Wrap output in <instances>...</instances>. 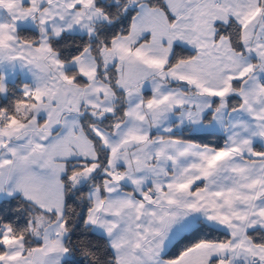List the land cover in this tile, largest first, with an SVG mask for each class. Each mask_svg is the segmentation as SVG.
<instances>
[{
    "label": "snow or ice",
    "instance_id": "obj_1",
    "mask_svg": "<svg viewBox=\"0 0 264 264\" xmlns=\"http://www.w3.org/2000/svg\"><path fill=\"white\" fill-rule=\"evenodd\" d=\"M0 264H264V0H0Z\"/></svg>",
    "mask_w": 264,
    "mask_h": 264
}]
</instances>
